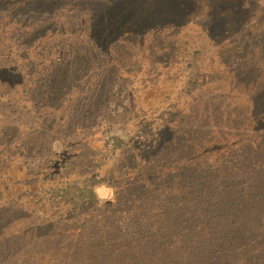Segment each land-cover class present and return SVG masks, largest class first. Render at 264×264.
<instances>
[{
	"label": "rangeland",
	"instance_id": "rangeland-1",
	"mask_svg": "<svg viewBox=\"0 0 264 264\" xmlns=\"http://www.w3.org/2000/svg\"><path fill=\"white\" fill-rule=\"evenodd\" d=\"M92 1L0 0V264H264V0Z\"/></svg>",
	"mask_w": 264,
	"mask_h": 264
},
{
	"label": "clouds",
	"instance_id": "clouds-1",
	"mask_svg": "<svg viewBox=\"0 0 264 264\" xmlns=\"http://www.w3.org/2000/svg\"><path fill=\"white\" fill-rule=\"evenodd\" d=\"M98 202L103 205L105 202H115L117 189L108 184H100L95 189Z\"/></svg>",
	"mask_w": 264,
	"mask_h": 264
},
{
	"label": "trees",
	"instance_id": "trees-1",
	"mask_svg": "<svg viewBox=\"0 0 264 264\" xmlns=\"http://www.w3.org/2000/svg\"><path fill=\"white\" fill-rule=\"evenodd\" d=\"M87 1L88 2L82 3L80 8L74 9L76 12H74L73 10L70 11L69 10L70 9V5H68L67 3H64L67 6V9L63 8V10H61L62 14H60V16L62 17V19L68 18L69 16L71 18H76L77 16H78V18H80L82 13L84 12L83 9H86L87 6H90L89 2H93L94 3V1H92V0H87ZM103 1L105 2V0H103ZM103 1H102V3H103ZM91 8H92V6H91ZM89 9H90V7L87 8L86 10H89Z\"/></svg>",
	"mask_w": 264,
	"mask_h": 264
}]
</instances>
